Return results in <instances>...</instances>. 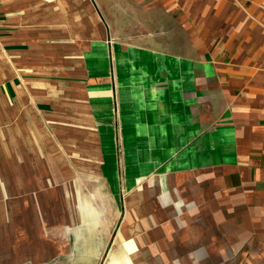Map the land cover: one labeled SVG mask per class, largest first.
<instances>
[{
    "label": "crops",
    "instance_id": "1",
    "mask_svg": "<svg viewBox=\"0 0 264 264\" xmlns=\"http://www.w3.org/2000/svg\"><path fill=\"white\" fill-rule=\"evenodd\" d=\"M107 1L0 0V264H264V1L181 51Z\"/></svg>",
    "mask_w": 264,
    "mask_h": 264
},
{
    "label": "rangeland",
    "instance_id": "2",
    "mask_svg": "<svg viewBox=\"0 0 264 264\" xmlns=\"http://www.w3.org/2000/svg\"><path fill=\"white\" fill-rule=\"evenodd\" d=\"M107 1V0H106ZM172 6L164 11H159L158 18L162 24L158 25L157 32H160V38L155 37L156 41L152 43L164 49L181 51L182 47L186 48L187 35L196 36L198 32L205 30L210 33L222 31L227 28L229 18L234 15V9L231 4L235 0H169ZM245 1V0H243ZM264 1V0H263ZM136 0H108L106 3V14L114 23L113 31L118 36L138 35L139 31H134L132 23L135 20L133 6L138 7ZM165 5V3H164ZM125 24V25H124ZM127 26V27H126ZM142 29V31L147 30ZM137 32V33H136ZM142 33V32H140ZM175 33L183 37V44L171 40L173 37L167 34ZM165 36L171 39H161ZM160 39V40H158ZM109 252L104 255L102 264L107 260Z\"/></svg>",
    "mask_w": 264,
    "mask_h": 264
}]
</instances>
